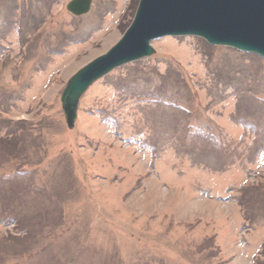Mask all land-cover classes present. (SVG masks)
<instances>
[{
    "label": "rangeland",
    "instance_id": "374dc122",
    "mask_svg": "<svg viewBox=\"0 0 264 264\" xmlns=\"http://www.w3.org/2000/svg\"><path fill=\"white\" fill-rule=\"evenodd\" d=\"M0 0V264H264V58L196 36L61 95L140 0Z\"/></svg>",
    "mask_w": 264,
    "mask_h": 264
},
{
    "label": "water",
    "instance_id": "95a60500",
    "mask_svg": "<svg viewBox=\"0 0 264 264\" xmlns=\"http://www.w3.org/2000/svg\"><path fill=\"white\" fill-rule=\"evenodd\" d=\"M92 0H70L67 10L87 13ZM166 35H195L264 57V0H140L133 22L107 52L80 68L68 81L62 107L70 129L82 95L98 79L126 63L151 56V41Z\"/></svg>",
    "mask_w": 264,
    "mask_h": 264
}]
</instances>
